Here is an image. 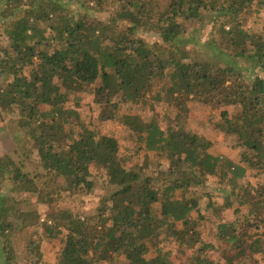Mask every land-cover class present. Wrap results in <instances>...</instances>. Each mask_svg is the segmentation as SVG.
<instances>
[{"label": "trees", "instance_id": "obj_1", "mask_svg": "<svg viewBox=\"0 0 264 264\" xmlns=\"http://www.w3.org/2000/svg\"><path fill=\"white\" fill-rule=\"evenodd\" d=\"M263 5L0 0V123L12 118L23 130L16 138H26L23 159L0 155V264L17 263L10 238L23 240L17 234L33 225L43 231L41 239L29 238L36 255L43 239L61 238L53 264H217L214 253L225 264L264 262V177L251 190L235 183L249 170L264 175V77L249 79L238 65L242 60L264 72V23L258 16ZM106 12L107 18L100 16ZM203 23H211L204 46L211 45L212 55L187 47L186 32ZM140 29L157 33L159 41L149 43ZM88 89L94 91L95 116L83 122L69 102ZM151 97L178 111L175 125L164 127L138 113L118 115L121 101L152 107ZM192 100L217 109L240 107L233 114L221 110L216 126L235 139L238 160L213 154V141L188 129ZM115 119L135 136L125 156L116 133L100 125ZM142 152L158 158L135 163ZM26 161L36 168L25 169ZM93 165L105 171L110 189L95 214L90 209L93 214L81 219L78 204L70 208L68 201L95 190L99 173ZM213 176L229 178L233 193L238 190L237 216L218 223L217 244L203 241L198 228L204 208L214 207L212 200L201 202L211 197ZM5 185L15 195L34 197L37 208L4 219L12 202L18 203L1 193ZM242 205L250 206L247 213ZM176 247L191 255L173 259Z\"/></svg>", "mask_w": 264, "mask_h": 264}, {"label": "rangeland", "instance_id": "obj_2", "mask_svg": "<svg viewBox=\"0 0 264 264\" xmlns=\"http://www.w3.org/2000/svg\"><path fill=\"white\" fill-rule=\"evenodd\" d=\"M160 3V7H162L168 0H154ZM4 6L1 7L3 11ZM260 12L258 16L260 17V23H264V5L259 7ZM1 16V14H0ZM100 16L108 17L109 14L102 13ZM1 18V17H0ZM258 30L262 31V25L258 26ZM199 29L200 33L193 34V30ZM198 34V35H197ZM139 35L147 39L149 43H155L159 41L160 37L157 33L152 31H147L144 29L139 30ZM187 47L195 48L198 50V53H207L212 55L213 52L211 45L209 47H205L204 43L211 40V23H207L204 25L197 24L194 27H191L187 32ZM196 37V38H194ZM199 40V41H198ZM239 67L242 71L245 72L246 76L250 78L254 77V74L260 75L264 77V72L254 68L251 63H246L242 60L238 62ZM255 69V70H254ZM158 88L156 89V91ZM93 94L94 91L88 89L72 99L69 102V106L76 109L78 114L83 122L91 120L93 116H95V112L91 110V105L93 103ZM80 97V98H79ZM150 100L153 102L152 107H144L138 104H132L130 102L121 101L119 103L120 110L118 115H122L124 113H138L144 116L146 119H151L154 117L156 120L162 123L164 127L175 125L178 121V111L167 105L165 102L158 99V97H151ZM190 114L184 121L185 125L188 129L197 130L199 133L211 139L213 141V145L210 148V151L215 155H222L228 157L229 159L238 160L240 157V149L235 146V139L231 137H225L216 126L219 122H221V110H228L230 114L236 113L240 110V107L237 106H225L223 108L217 109L213 108L210 105L204 104L197 100H192L189 102ZM97 112V110H96ZM13 119L16 120V115L12 116ZM12 118L8 120V123L5 122L0 123V155L9 154L14 157L15 160L19 161L24 158L26 138L22 140L20 134L16 138L17 131H20L23 134V130L19 127L18 123L12 122ZM105 127V130L109 133H116L119 143L121 145V153L123 156L126 154L132 153L133 147H135V136L134 134L124 130L121 126L119 120H111L107 123H101ZM76 126V125H75ZM74 126V127H75ZM73 127V129H74ZM158 154L149 155L145 152L141 153L140 159H136L135 163H152L156 161ZM132 163V161H130ZM27 166L25 169L34 170L36 168L35 164L29 163L26 161ZM95 170L99 173L97 176V187L91 194L85 195L82 198H78L76 200H69L70 208H74L76 204H78V211L82 212V218L85 219L91 214H95V210L97 207L101 205L102 195L107 192V184L104 183L106 178V173L99 166L93 165ZM264 175L256 174V171L249 170L246 176L243 179L236 180V186L241 187L249 184L247 189L251 190V188L258 184L259 181L262 180ZM229 178L226 181H220L217 176L210 177L208 180L209 190L212 192L211 197H203L201 202L203 205H206L208 202L212 200L214 207L204 208L203 214L206 216L204 220L200 221L199 230L201 231V238L205 242H213L218 243L219 239L216 237L217 225L220 221H227L236 218L235 208L238 207V203L236 201V194L238 190L233 193L232 187L235 184ZM6 184L8 180H6ZM110 189V188H108ZM2 194H7L10 197L15 196L18 203L11 204L8 209L9 213H6V217L4 219H9L13 216L24 215L26 212L35 210L38 206L36 200H33L34 197L29 195V199L27 195H15V192H12L9 188V185H5L2 190ZM27 196V197H26ZM31 199V200H30ZM64 202L60 203L61 207L64 206ZM242 213H247L249 211V205L240 206ZM92 210V212L90 211ZM44 217V215H43ZM25 229L26 233H18L17 235L23 240H15L13 236H11L10 240H14L15 246V255H16V264H31L33 260L41 261L40 264H53L58 260V254L60 249H62V241L61 238H55L48 240L47 238L43 239L40 242V246H38L37 251H40V255H36L32 248L36 247L33 244H30L29 238L31 235L35 236V239H41L42 229L37 228L36 225L28 226ZM36 229V230H35ZM15 236V235H14ZM26 241V242H25ZM33 245V246H32ZM5 246L4 238H0V250H2ZM198 246V245H197ZM4 250V249H3ZM32 251V252H31ZM172 257L175 260H185L191 255V250L182 253L179 249L173 248ZM154 253V251H152ZM152 255V253H151ZM149 256V255H148ZM150 257V256H149ZM212 257L216 261L217 264H225L224 260L220 258V255L217 253L212 254ZM104 264V263H101ZM264 264V262H261Z\"/></svg>", "mask_w": 264, "mask_h": 264}]
</instances>
